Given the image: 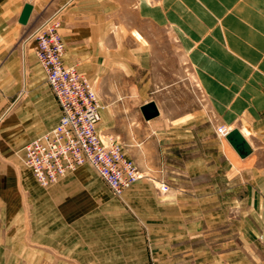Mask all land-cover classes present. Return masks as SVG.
<instances>
[{
    "label": "crops",
    "instance_id": "crops-1",
    "mask_svg": "<svg viewBox=\"0 0 264 264\" xmlns=\"http://www.w3.org/2000/svg\"><path fill=\"white\" fill-rule=\"evenodd\" d=\"M39 3L0 0V264H264V0ZM54 13L64 63L94 85L97 130L143 174L121 200L87 164L45 189L18 171L19 113L54 116L25 144L60 115L34 52L26 65L48 92L20 101L18 41ZM149 102L157 115L145 119ZM218 126L239 128L251 153L240 158ZM23 196L26 210L41 207L39 221L22 223ZM230 211L238 239H197Z\"/></svg>",
    "mask_w": 264,
    "mask_h": 264
},
{
    "label": "built area",
    "instance_id": "built-area-1",
    "mask_svg": "<svg viewBox=\"0 0 264 264\" xmlns=\"http://www.w3.org/2000/svg\"><path fill=\"white\" fill-rule=\"evenodd\" d=\"M56 13L40 22L29 37L34 54L60 111L54 127L23 147L22 162L41 186L56 183L82 165H89L106 183L112 194L123 193L143 177L135 163L127 158L119 142L102 136L97 130L101 105L94 85L74 66L63 61L65 44ZM230 128L216 127L225 138ZM159 191L168 190L160 180Z\"/></svg>",
    "mask_w": 264,
    "mask_h": 264
},
{
    "label": "rangeland",
    "instance_id": "rangeland-1",
    "mask_svg": "<svg viewBox=\"0 0 264 264\" xmlns=\"http://www.w3.org/2000/svg\"><path fill=\"white\" fill-rule=\"evenodd\" d=\"M7 1H8V3H10V0H7ZM33 1L36 3L37 7L41 6V4L39 3V0H33ZM40 1H48V0H40ZM3 11H4V7L3 8L0 7V12H3ZM33 43H34L33 38H29L28 34L23 35V38L19 39V41H18L19 49H21V51H23L20 54L21 56L19 55L20 56V62H19V67H18L19 94L21 92H23V94L21 93V100L20 101H26L27 102V98L29 97L28 96L29 93L33 92V91L48 92L47 86L45 85V83L43 81L41 72H39L38 69H34V68L30 69L26 65L27 62H26L25 54L29 53V52L30 53L34 52V48H32V46H34ZM30 113H31L30 110H26L25 112L19 113V115L17 117V121L15 123H12V127H15V126L17 127V132L15 134H13V136L11 137L12 139H15L17 141V147L14 149L15 152L16 151L18 152L17 154L19 156L17 167H18V171L20 173H22L23 175H25V173H27V172L30 173V171L23 166L24 164L22 162V151H21L22 146L25 144L26 141H28V139H30L31 137L36 135L38 133V131L41 130V127H42L41 124L43 122H46L47 118H49L51 120L54 117L52 110L50 111L49 115L45 114L42 119L37 118V117L32 118L31 116H29ZM25 114L28 116H26ZM87 166L90 167L89 165H87ZM28 176H29V174H28ZM29 177H30V180L32 182V186L34 188L45 189L47 187V186L44 187V186L39 185L37 182H35L33 180V178L31 176H29ZM163 181L166 182L165 180H163ZM153 182H151V183H153V185H156L158 187L160 180L153 181ZM83 187H84V185H83ZM113 196L116 197L115 195H113ZM116 198L121 200V198H119V197H116ZM21 201L23 203V205H22L23 210L21 211L22 221H23L22 223H24V224L29 223L26 221H31V218H33V221H35V220L39 221L41 219V207L39 205L36 206V204H34L33 211H32V208L26 210L25 205H24L25 204L24 196L21 199ZM29 207H31V206H29ZM236 216H238L237 212L230 211L229 213H227V219L225 221L224 226H221V224H220V227H218L216 225L213 227L211 226L209 229L205 230L206 234L209 233V234H207L208 236L203 237L200 235L197 239H215V238H217L218 233H220V234L224 233L227 236V239H238L236 237L237 235L234 233L235 229H234V227H232V223H233L232 221H233L234 217H236ZM26 229H27L26 236L30 237L32 230L29 227H27ZM26 229H23V230L26 231ZM261 238L262 237L260 236L259 239L261 240ZM35 248H40V247L35 246Z\"/></svg>",
    "mask_w": 264,
    "mask_h": 264
},
{
    "label": "water",
    "instance_id": "water-1",
    "mask_svg": "<svg viewBox=\"0 0 264 264\" xmlns=\"http://www.w3.org/2000/svg\"><path fill=\"white\" fill-rule=\"evenodd\" d=\"M31 11L32 4L25 3L18 18V22L21 24H26ZM141 111L143 112L145 119H150L157 115V109L153 102H149L146 105L142 106ZM225 139L240 158H245L252 151L249 142L237 127L230 129L225 135Z\"/></svg>",
    "mask_w": 264,
    "mask_h": 264
}]
</instances>
